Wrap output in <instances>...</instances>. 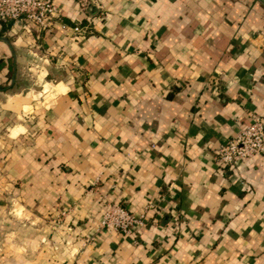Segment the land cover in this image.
Segmentation results:
<instances>
[{
    "label": "crops",
    "instance_id": "1",
    "mask_svg": "<svg viewBox=\"0 0 264 264\" xmlns=\"http://www.w3.org/2000/svg\"><path fill=\"white\" fill-rule=\"evenodd\" d=\"M54 2L82 36L0 23V264H264V155H216L264 115V0Z\"/></svg>",
    "mask_w": 264,
    "mask_h": 264
},
{
    "label": "built area",
    "instance_id": "2",
    "mask_svg": "<svg viewBox=\"0 0 264 264\" xmlns=\"http://www.w3.org/2000/svg\"><path fill=\"white\" fill-rule=\"evenodd\" d=\"M87 1L78 0L81 6H85ZM18 21H23L26 27L32 24L43 30H51L57 24L74 37L82 36L85 32L79 23L68 24L61 19L54 0H0V23ZM216 155L224 167H233L242 159L264 155V115L252 116L235 136L219 145ZM147 207L132 213L119 204H108L100 226L133 235L146 223Z\"/></svg>",
    "mask_w": 264,
    "mask_h": 264
},
{
    "label": "rangeland",
    "instance_id": "3",
    "mask_svg": "<svg viewBox=\"0 0 264 264\" xmlns=\"http://www.w3.org/2000/svg\"><path fill=\"white\" fill-rule=\"evenodd\" d=\"M27 90H25V92H26Z\"/></svg>",
    "mask_w": 264,
    "mask_h": 264
}]
</instances>
